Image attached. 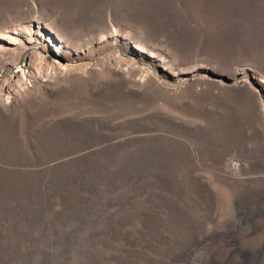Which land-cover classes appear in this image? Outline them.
<instances>
[{"label":"rangeland","instance_id":"obj_1","mask_svg":"<svg viewBox=\"0 0 264 264\" xmlns=\"http://www.w3.org/2000/svg\"><path fill=\"white\" fill-rule=\"evenodd\" d=\"M0 264H264V0H0Z\"/></svg>","mask_w":264,"mask_h":264},{"label":"bare ground","instance_id":"obj_2","mask_svg":"<svg viewBox=\"0 0 264 264\" xmlns=\"http://www.w3.org/2000/svg\"><path fill=\"white\" fill-rule=\"evenodd\" d=\"M15 43H17V42H15ZM242 73H244V71L242 72ZM109 247V246H108ZM109 251H113V250H118L117 249V247H114V246H110V248L108 249ZM115 252V251H114ZM76 253V252H75ZM45 256H47L46 254H45ZM69 257V256H68ZM81 257V256H80ZM77 261V260H76Z\"/></svg>","mask_w":264,"mask_h":264}]
</instances>
